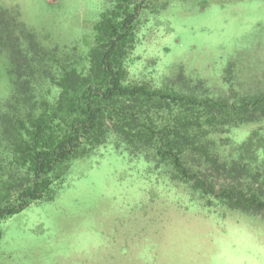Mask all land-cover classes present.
Returning <instances> with one entry per match:
<instances>
[{"label": "rangeland", "instance_id": "1", "mask_svg": "<svg viewBox=\"0 0 264 264\" xmlns=\"http://www.w3.org/2000/svg\"><path fill=\"white\" fill-rule=\"evenodd\" d=\"M108 8L109 0H0V162L10 158L7 123L24 111L15 102L11 47L77 46L85 55L84 38ZM30 57L22 62L26 75ZM31 67L40 97L44 83ZM128 71L130 83L158 88L182 72L192 87L231 104L263 95L264 0H150ZM258 129L264 116L201 145L231 163V145ZM184 162L208 171L199 154L187 153ZM170 170L111 150L78 162L53 201L1 223L0 264H264V211L230 210L172 181Z\"/></svg>", "mask_w": 264, "mask_h": 264}, {"label": "trees", "instance_id": "2", "mask_svg": "<svg viewBox=\"0 0 264 264\" xmlns=\"http://www.w3.org/2000/svg\"><path fill=\"white\" fill-rule=\"evenodd\" d=\"M149 3L109 0L93 34L84 38L85 55L77 46L47 51L31 42L27 50L11 47L19 80L15 102L24 111L6 128L10 158L0 162V240L4 220L34 203L53 201L75 165L101 150L143 157L159 169L167 164L172 181L190 184L193 192L230 210L264 211V130L232 144L237 159L231 163H221L201 145L211 135L264 116V94L231 104L208 95L201 85L192 87L182 72L161 88L130 83L128 63ZM29 55L26 75L22 62ZM31 65L44 83L40 97ZM189 152L199 154L207 172L185 165ZM211 171L226 182L217 185L208 176ZM211 199L208 207H213Z\"/></svg>", "mask_w": 264, "mask_h": 264}]
</instances>
